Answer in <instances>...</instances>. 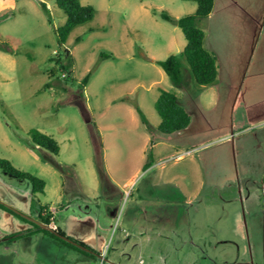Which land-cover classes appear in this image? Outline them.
I'll list each match as a JSON object with an SVG mask.
<instances>
[{
    "label": "rangeland",
    "instance_id": "obj_1",
    "mask_svg": "<svg viewBox=\"0 0 264 264\" xmlns=\"http://www.w3.org/2000/svg\"><path fill=\"white\" fill-rule=\"evenodd\" d=\"M221 1L214 0L209 17L195 19L217 65L214 83L198 85L181 54V29L161 17L194 13L195 1L80 0L93 6L94 16L61 44L65 14L57 0H0V47L8 50L0 48V157L45 181L33 193L29 181L0 170V213L13 221L6 227L0 218L4 233L32 230L45 211L65 238L93 253L90 260L74 248L50 249V264H81L78 257L88 264H264V190L251 184L262 164L252 158L248 134L232 142L235 92L224 77ZM229 11L230 41H244L229 48L250 56L251 35L264 24V0H235ZM170 54L184 68L179 87L156 63ZM255 71L248 67L241 87L246 103L264 96L246 89ZM161 89L178 94L189 110L197 105L180 149L156 128ZM263 122L254 130L264 147ZM30 129L51 136L58 153L34 144ZM243 142L247 150L238 154ZM149 151L152 164L143 169ZM30 258L20 246L17 263Z\"/></svg>",
    "mask_w": 264,
    "mask_h": 264
},
{
    "label": "trees",
    "instance_id": "obj_2",
    "mask_svg": "<svg viewBox=\"0 0 264 264\" xmlns=\"http://www.w3.org/2000/svg\"><path fill=\"white\" fill-rule=\"evenodd\" d=\"M195 1L197 8L194 13L183 15L177 19L171 18L165 14H161L162 19L167 20L177 25L186 40L185 46L181 54L185 58L188 68L193 76L194 81L198 85H209L212 84L217 75L216 56L205 48L204 39L205 32L195 25L196 18L207 17L214 5V0H191ZM57 5L61 8L65 14V22L59 28L57 37L61 44L64 43L72 29L78 25L84 24L90 21L94 16V8L91 5H83L80 0H57ZM91 30V29H89ZM79 39L76 38V41ZM1 50L7 51L6 48L0 47ZM14 54V53H13ZM62 56L66 59L68 65L72 64V56L67 48L62 51ZM108 55L102 54V58H107ZM60 59L56 60L58 62ZM156 63L164 70L169 81L172 85L179 87L184 82V68L181 61L174 54H170L163 60H157ZM52 71V69H51ZM90 72H88L80 81L81 86H85L88 82ZM154 108L160 117V122L157 125V130L164 134H169L188 126L190 122V116L186 110L178 103V96L175 92L161 89L155 102ZM135 111L139 115L142 122H145V117L139 107L135 106ZM30 139L34 144L39 147L45 148L53 154H57L59 147L57 142L49 135L42 133L36 129L29 130ZM151 144V142H150ZM152 152L149 151L148 159L143 164V169L149 167L152 164L151 160ZM0 170L7 172L17 178H22L31 184L32 192H42L45 186V181L27 171L20 170L14 167L8 160L0 157ZM261 181L264 184V174L261 177ZM2 205V204H0ZM3 206V205H2ZM6 208V207H4ZM7 209V208H6ZM10 210V209H8ZM40 214V213H39ZM40 222L44 225H49V215H39ZM34 228L26 229L25 233H14L12 235L3 237L1 240L9 238L21 237L26 232H38L42 231L57 241L66 244L67 246L74 248L84 254L92 256V250H85L81 248L85 246L82 242L74 243L64 237L58 227L55 229H45L33 223ZM81 246V247H79Z\"/></svg>",
    "mask_w": 264,
    "mask_h": 264
},
{
    "label": "crops",
    "instance_id": "obj_3",
    "mask_svg": "<svg viewBox=\"0 0 264 264\" xmlns=\"http://www.w3.org/2000/svg\"><path fill=\"white\" fill-rule=\"evenodd\" d=\"M232 3H235V0H228V1L223 0L221 1V5L219 7V15L222 17V20L219 23V30H220L219 40L222 45L228 48L226 49L225 58H224V62H226L228 68L224 76L226 79H228V81L225 83L228 84V89H233V91L235 92L234 101L230 105L231 112L233 115V116L231 115V123H230V129L232 130L231 137H232V142L233 139L235 138V143H238V141L240 140V136L242 134L245 133L249 135L250 141L252 142L251 143V150L253 152L252 158L257 159V165L262 164V169L260 174L258 175V179L256 178L253 182H251V184L252 186L255 187L260 186L261 189L264 190V184L261 181V177L264 174V147L261 145L260 141L258 140L257 132H255L254 130L255 127L262 125L261 121L263 122L262 119H264V96H262L263 98L262 100L260 99L261 101L258 100V101L246 103L244 100V93L241 90L242 85L245 84L244 77L247 76L248 67H250L251 69L257 68V71H255V73L250 78V80L246 82V86H247L246 89L250 93L254 91L259 94H264V24H261L260 28H257L258 30L255 28L256 32L254 36L251 35L250 43L254 47L253 48L254 53H252L250 56L242 57L237 48L235 49L229 48L233 46L235 47L241 46L244 43V41L242 42V40L240 41L238 39H236L234 43L230 41L229 32L227 31V29H229L230 24L226 20L227 19L226 17L230 12L229 10L232 8ZM213 9H214V5H213ZM210 14L207 17H209ZM240 36L242 37V39L246 41L248 40L249 33L248 34L243 33L240 34L239 37ZM211 52L214 54L213 51ZM247 65H248L247 71L243 73L242 69L240 70V68L245 67ZM249 72L250 74L253 73L252 71ZM178 103H179V96H178ZM180 105L186 110V112L190 116V122L188 124L189 126L191 123V111L195 110V108H197V105H195L193 102L192 106H194V108H190L191 110H189L188 107L184 106L183 104ZM187 127L167 134L171 138L177 139L173 144L174 149H180L186 144L184 142V137L182 135V132ZM218 129L220 131L223 130L225 134H228V132L225 130V126H219ZM150 142H151L150 146H152L154 144L152 137L149 140V143ZM235 149L237 153L240 154L242 152H246L247 146L243 142L242 145L239 146V148L235 147ZM186 153H188V150H186ZM182 156H183V152L177 154L176 158H181ZM40 214L45 215V211L40 212ZM40 214H38V218H36V220L38 221H40V217H39ZM0 218L1 221H3L2 224L6 225V227H11V225L13 224L12 219L8 215L0 213ZM12 234L14 233H4L3 230L0 228V264H18L17 258L19 255L20 246L24 247L25 251L31 254L30 261L28 262L30 264H50L49 262V259L51 258L49 252L50 249H55L58 252H62V253H69L70 252L69 250H71V247H68L67 245L57 241L56 239L50 237L45 233H26L18 238H9L5 240H1L3 237ZM85 257L91 260V258L87 254H85ZM77 259L78 260L80 259L79 261H81V264L90 263V262L87 263V260L84 258L78 257ZM95 264L97 263L95 262ZM102 264L105 263L103 262Z\"/></svg>",
    "mask_w": 264,
    "mask_h": 264
},
{
    "label": "water",
    "instance_id": "obj_4",
    "mask_svg": "<svg viewBox=\"0 0 264 264\" xmlns=\"http://www.w3.org/2000/svg\"><path fill=\"white\" fill-rule=\"evenodd\" d=\"M32 222L34 223V224H36V225H38V226H41L42 228H45V229H48V230H50L51 228L49 227V225H44V224H42L40 221H38V220H32ZM79 247H81V246H79ZM82 248V247H81Z\"/></svg>",
    "mask_w": 264,
    "mask_h": 264
},
{
    "label": "built area",
    "instance_id": "obj_5",
    "mask_svg": "<svg viewBox=\"0 0 264 264\" xmlns=\"http://www.w3.org/2000/svg\"><path fill=\"white\" fill-rule=\"evenodd\" d=\"M49 227L52 228V229H55V228H56V225H55V223L53 222V220L50 221V223H49Z\"/></svg>",
    "mask_w": 264,
    "mask_h": 264
}]
</instances>
